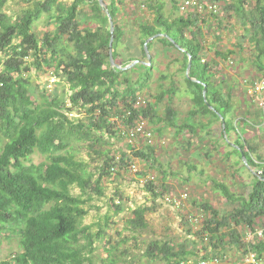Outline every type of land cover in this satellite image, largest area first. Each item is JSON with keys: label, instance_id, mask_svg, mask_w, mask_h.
Masks as SVG:
<instances>
[{"label": "trees", "instance_id": "trees-1", "mask_svg": "<svg viewBox=\"0 0 264 264\" xmlns=\"http://www.w3.org/2000/svg\"><path fill=\"white\" fill-rule=\"evenodd\" d=\"M10 1L13 0H0V237L6 229L10 230L21 251L0 264H94L96 243L105 237L110 218L105 215L95 224H84L88 202L93 195H104L103 179L126 169L130 163L128 155L122 152L115 156L109 150L101 153L94 147L104 136L125 140L121 129L145 122L158 126L152 132L160 134L162 124L175 129L176 136L186 132L193 138H198L201 131L210 135L212 126L217 125L220 139L225 135V140L230 131L236 133L234 122L239 133L234 145L238 148L232 146L222 156H236L234 165L246 168L253 181L251 190L245 193L234 192L210 178L230 209L222 215L208 201H194L193 205L204 216L195 232L187 231L191 237L181 242L151 240L146 244L144 257L162 264H188L191 259H197L193 264H226L229 251L245 259L250 252L255 256L254 264H264V235L254 236L255 229L264 222V154L254 141L242 137L250 121L253 126L258 123L264 135V109L250 113L252 98L247 96L249 81L244 77L264 76V0H209L220 4L219 12L204 15L181 14L180 0H170L169 12L162 0H133L127 10L123 9L122 0H103L113 24L112 35L109 18L98 0H72L70 5L61 0H24L27 6L14 18L6 13ZM84 5L87 14L79 19ZM143 9L147 13L141 16L138 12ZM43 14L55 27L39 37L33 27ZM130 18L135 19V25L129 24ZM127 31L136 37L139 58H124L133 52L125 44ZM207 31L212 34V42L205 35ZM224 32L235 34V43L230 47H226ZM157 34L167 37L150 41L149 53L151 47L162 53L174 51L169 63L175 64L176 69L169 74L160 72L158 79H168L169 86L165 88L159 82V92L150 94L149 99L144 92L148 91L155 62L150 60L149 66L138 63L127 71L116 70L108 62L109 50L118 65L126 66L134 60L145 62L143 45ZM247 46L251 56H247ZM189 58V77L198 83L185 75ZM237 58L240 67L235 68V73L215 80L222 72L221 66ZM30 65L34 69H53L56 77H63L66 89L58 93L56 82L52 91L46 90L47 72L39 101L34 102L26 76ZM178 75L181 80H176ZM235 92L242 94L241 103L247 105L245 115L240 117L235 115ZM178 95L190 105L184 122L179 123L180 112L174 103ZM165 97L168 105L159 115L157 107ZM139 98L145 100L142 107L135 104ZM86 140L90 141L88 148L103 157L93 171L73 151L72 143ZM217 142L218 139L214 144ZM139 143L127 144L131 156L153 169L157 164L155 150L146 141L142 148ZM186 146L192 147L191 142L186 141ZM35 153L44 156L45 161L32 163L30 157ZM144 186L153 200L163 197L152 181ZM75 188L80 193H74ZM115 197L120 201L110 206L114 214H119L124 209L122 193L117 190ZM152 210L146 206L133 209L127 226L132 231L146 229L145 215ZM248 234L251 238L246 240ZM105 245L110 248L104 249L107 257L102 264H118V247L109 241Z\"/></svg>", "mask_w": 264, "mask_h": 264}, {"label": "rangeland", "instance_id": "rangeland-1", "mask_svg": "<svg viewBox=\"0 0 264 264\" xmlns=\"http://www.w3.org/2000/svg\"><path fill=\"white\" fill-rule=\"evenodd\" d=\"M61 1L67 5H70L72 2V0ZM122 1L123 9L127 10L133 0ZM162 2H164L166 12H169L171 9L170 0H162ZM26 6L24 0L10 1L7 4L6 13L14 18ZM83 7L84 9H80L83 11H81L79 19L84 18V14H87L86 5ZM145 13L147 12L144 9L138 12L141 16ZM146 19H150V16H147ZM129 21L130 25L136 24L135 19L133 20L130 18ZM228 21L236 23L233 19H229ZM54 27L55 24L52 21H48V16L43 14L34 25L33 29L35 33L41 37L45 32L52 31ZM205 35L210 39L212 38V34L209 31H207ZM126 37L125 44H129L133 52L127 53V55H124V58L129 59L133 56L139 58L140 53L138 45L136 44V37L128 31L126 32ZM224 37L226 38V47L235 43L234 33L230 32L229 35ZM123 45L124 44H122V46ZM247 49V56H251V51H249L248 46ZM174 56V51H165L162 53L160 50H155L154 47H151V61L153 63L155 62L157 66L154 65V71L151 73V80L148 83V91L146 90V92H144L146 97L148 96L149 98L150 94H157L159 92V82H162L165 88L169 86L168 79L162 80L158 78L161 74L160 72L169 74V72L175 71L176 65L169 63ZM238 64L239 59L237 58L227 63L226 66L224 65V74L220 75L222 73L220 72L215 80H220L224 77L229 78V72L233 75L235 73V68L238 69L240 67ZM243 64L248 66L247 63ZM167 65L168 67H166ZM49 70L53 71V69ZM49 70L42 67L40 69H34V67L30 65L28 72H26V76L30 81L29 92L34 102L39 101V95L42 93V86L46 79V73L49 72ZM226 70L228 72H226ZM244 77H248L246 80L249 81L246 85V92L248 93L247 96L252 98L250 107L254 109V112L258 111L260 108L255 102L258 95H253L252 92L249 93L247 90L250 88L252 82L260 77L253 78L248 75ZM177 78L176 80H181L179 75ZM57 79L58 81L55 88L58 93H62V91L66 89V84L63 77L58 74ZM185 99L186 98L181 95H178L174 99L175 106L180 112L177 120L178 123L184 122L185 113L190 107ZM241 99L242 96L240 94L238 97L234 98V101H236L235 104L237 105V111L235 112L236 117L245 115L244 111L247 108L246 104L241 103ZM167 105L168 103L165 97L164 102L157 107L159 115L163 114ZM250 107L248 106V109H250ZM187 122L189 121L187 120ZM146 125L152 131L158 127L157 125ZM160 125L162 128L160 134L155 131L152 132L153 139L151 146L155 150L154 155L157 160V164H155L153 169L148 168V165L146 166L142 162H138L137 159L131 156L130 149L127 146L128 143H126L125 140L119 138H111L109 140L104 136L103 141L94 147L96 151L101 153L109 150L111 153L115 154V156L118 155V152H122L128 155L130 159L129 167L103 179L101 187L104 195L102 197L93 195L92 200L88 202L89 212L84 220V224H95L105 215L110 218L105 237L100 242L96 243L98 249L94 253V264H102L103 260L107 257L104 249L107 247L110 248V246L105 245L106 241H109V244L113 246H117L116 244L120 243L119 247L117 246L118 251L116 253L120 258L117 262L118 264H162L158 261H149L144 257L143 254L146 250V244L151 240L173 239L174 241L181 242L186 238H190L191 235L187 231L195 232L204 216V214L198 211L196 206L193 205L194 201H208L215 206L222 215L230 209L231 205H228L225 199L219 194L220 191H216L212 181L209 180L210 178L224 183L234 192L244 190L245 193H248L251 190L250 184L253 181L252 174L240 164L237 166L232 164L233 159L229 161V158H223L222 153L227 149V140H225L224 137L220 139V129L217 125L212 126V133L210 135H206L205 131L199 132L198 138H193L186 132L176 136L174 133L175 129L163 126L162 124ZM232 127L236 128V133H238L237 126L234 122ZM235 135L237 137V134ZM242 137H244V139L246 138L247 141H254L259 147V151L264 154V135L261 129L249 130V132L245 133ZM216 139H218V142L214 144ZM107 141L109 142L108 144H103V142ZM186 141H190L192 147L188 148L186 146ZM72 144L74 146V153H76L79 158L89 163L90 171H93L96 166L101 165L103 157L100 154L93 153L92 150L88 148L90 141L86 140L79 144ZM144 144V142H140L138 146L142 148ZM30 161L38 164L45 161V157L39 153H35L30 157ZM187 165L195 168L189 170ZM233 170L236 171L233 172ZM141 173H144L145 176L141 175ZM151 181L152 185L156 190L162 193L163 197L159 196L153 200L152 195L146 191L144 183ZM243 183L249 186H243ZM117 190L122 193L121 205L124 209L123 212L114 214V210L110 204L120 201L118 200L119 197H115V192ZM74 193L78 194L80 192L75 188ZM183 194H186V197L179 201V205L172 203V199H179L180 195ZM169 200L171 202H169ZM138 206H146L153 210L145 215L147 223L146 229L132 231L127 226V220L131 216L132 210ZM95 229L94 226L93 230ZM8 231L10 230L6 229L3 236H9L10 239H6L3 236L0 237V261L8 259L14 253L21 251L17 242V237ZM124 252H127L126 256L123 255ZM226 259L229 261L226 264H249L246 263L245 258L235 256L231 251L226 255ZM195 261H197V259H191L188 264H193ZM210 263L215 264L216 261H210Z\"/></svg>", "mask_w": 264, "mask_h": 264}, {"label": "built area", "instance_id": "built-area-1", "mask_svg": "<svg viewBox=\"0 0 264 264\" xmlns=\"http://www.w3.org/2000/svg\"><path fill=\"white\" fill-rule=\"evenodd\" d=\"M220 4L211 2L209 0H180L179 3V12L181 14H188L190 12L197 13L199 15H204L208 13L218 14ZM57 82V77L54 75L53 71H49V75L46 79V90L52 91L53 85ZM253 93V95H258L256 99V103L259 108L264 109V76L259 78L258 80L252 82L249 88V93ZM137 107H142L145 105V100L142 98L137 99L135 102ZM121 136L125 139L127 143L133 142H145L147 144H151L153 139L152 130L146 125V123H138L134 128L121 129ZM260 174V172H259ZM186 194L180 195V198L172 199V203L175 205H179V201L185 199ZM169 202H171L169 200ZM264 235V222H262L258 228L255 229L254 236L261 238ZM251 235L248 234L246 236V240H249ZM246 263L254 264L255 256L253 253H248L245 259ZM196 264H210L206 261H200Z\"/></svg>", "mask_w": 264, "mask_h": 264}, {"label": "water", "instance_id": "water-1", "mask_svg": "<svg viewBox=\"0 0 264 264\" xmlns=\"http://www.w3.org/2000/svg\"><path fill=\"white\" fill-rule=\"evenodd\" d=\"M98 2H99V5L105 10V12H106V14H107V16H108V18H109L110 33H111V35H112V34H113V31H114V28H113V24H112V22H111L110 15L107 13L106 5L104 4L103 0H98ZM157 37H167V35H166V34H157V35H154L153 37L148 38V39L145 41V43H144V45H143L144 53H145V55H146V61H145V62L134 60V61H131V63L128 64V65H126V66L118 65V64H116V63L113 61L112 50L110 49V50H109V59H108V62H110V66H111L112 68L116 69V70H121V71H127V70L131 69L133 66H135L136 64H138V63H141V64L144 65V66H149V65H150V62H149V61L151 60V57H150V53H149V50H148L147 45H148V43H149L150 41H152L153 39H155V38H157ZM170 41L173 42L172 40H170ZM112 42H113V38L111 37V38H110V42H109V46H110V47L112 46ZM178 48H179V47H178ZM181 50H182V49H181ZM182 51H183V50H182ZM190 61H191V60H190V58H189L188 61H187V68H186V73H185V75L189 78V80L198 83L197 80H195V79L189 77V72H190V68H191V62H190ZM205 93H206V87L204 86V88H203V93H202L204 99H205ZM207 105H208V107H209L211 110H214V108H213L212 106H210L209 104H207ZM223 126H224V124H223ZM236 148H238V147H236ZM240 156H241V158H242L244 164L247 165V161H246V159L244 158V156L241 155V154H240Z\"/></svg>", "mask_w": 264, "mask_h": 264}, {"label": "crops", "instance_id": "crops-1", "mask_svg": "<svg viewBox=\"0 0 264 264\" xmlns=\"http://www.w3.org/2000/svg\"><path fill=\"white\" fill-rule=\"evenodd\" d=\"M227 35H229V33H227ZM226 35V32H224L223 33V36H227ZM207 37V36H206ZM207 39L209 40V42H212V38L210 39V38H208L207 37ZM226 39V38H225ZM225 42H226V40H225ZM228 47H230V45H228ZM221 70H222V74H220V75H223L224 74V72H223V69H225V67L224 66H221ZM226 72H228L227 70H226ZM219 75V73L216 75V77ZM229 76L231 77L232 76V73L231 72H229ZM248 92H249V90H248ZM239 94L240 95H242L240 92H235L234 93V97H237V96H239ZM252 112H254V109L253 108H251L250 109V113H252ZM249 115V114H248ZM251 120H252V118H251ZM258 124V123H257ZM255 125V126H253L254 124L252 123V121H250V124H248V126H246V127H244V134L245 133H248L249 132V130H256V129H260V127H258L259 125ZM253 126V127H252ZM236 133H235V131H230L229 132V139L227 140V149H226V151H228V152H230L231 151V148H232V146L233 147H235L236 148V146L234 145V141L237 139V137H236V135H235ZM224 138L226 139V136L224 135ZM225 151V152H226ZM230 157H229V161H232V160H230V159H233V161H235L236 160V156H234V155H229ZM232 161V162H233ZM232 164H234V163H232ZM233 172H234V170H233ZM235 256H237L236 254H234ZM242 261V260H241Z\"/></svg>", "mask_w": 264, "mask_h": 264}]
</instances>
